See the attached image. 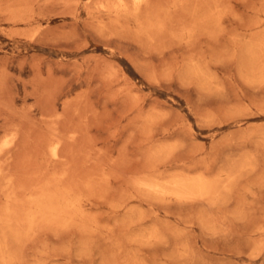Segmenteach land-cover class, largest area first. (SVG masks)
Returning a JSON list of instances; mask_svg holds the SVG:
<instances>
[{"label":"rangeland","instance_id":"obj_1","mask_svg":"<svg viewBox=\"0 0 264 264\" xmlns=\"http://www.w3.org/2000/svg\"><path fill=\"white\" fill-rule=\"evenodd\" d=\"M0 264H264V0H0Z\"/></svg>","mask_w":264,"mask_h":264},{"label":"bare ground","instance_id":"obj_2","mask_svg":"<svg viewBox=\"0 0 264 264\" xmlns=\"http://www.w3.org/2000/svg\"><path fill=\"white\" fill-rule=\"evenodd\" d=\"M133 1L136 2V3H137V2L139 3L140 0H133ZM199 191H201V190H199ZM196 193H197V192H196ZM179 198H180V197H179ZM49 215H50V214H49Z\"/></svg>","mask_w":264,"mask_h":264}]
</instances>
